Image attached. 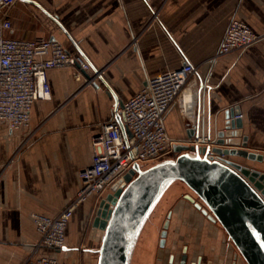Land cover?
<instances>
[{
	"label": "crops",
	"instance_id": "obj_1",
	"mask_svg": "<svg viewBox=\"0 0 264 264\" xmlns=\"http://www.w3.org/2000/svg\"><path fill=\"white\" fill-rule=\"evenodd\" d=\"M34 1L38 5L17 0L12 35L58 39L69 52L83 55L93 73L101 74H88L89 79L83 72L82 79H75L71 67L51 69L52 98L33 104L29 126L11 129L0 121V264H23L42 256L77 264L80 251L75 245L95 197L74 212L61 251L36 247L40 235L32 214L57 216L75 198L79 173L92 162V139L114 117L116 100L108 86L123 104L143 88L148 76L189 62L197 68L201 90L196 135L189 137L187 120L173 105L165 117L169 136L183 145H191L197 136L216 140L225 111L239 106L249 150L264 153V37L244 51L218 56L233 19L264 36V0ZM192 208L190 216H181L189 207L179 206L177 215L173 213L167 247L183 242L188 264L200 258L201 264H247L222 226L203 213L196 219L198 209ZM93 229L92 240L102 231ZM102 233L98 247L85 250L84 264L98 263Z\"/></svg>",
	"mask_w": 264,
	"mask_h": 264
},
{
	"label": "built area",
	"instance_id": "obj_2",
	"mask_svg": "<svg viewBox=\"0 0 264 264\" xmlns=\"http://www.w3.org/2000/svg\"><path fill=\"white\" fill-rule=\"evenodd\" d=\"M16 2L0 0V121L6 122L11 129L28 127L33 104L52 98L48 79L51 69L73 67L79 74L91 71L90 63L83 55L69 52L58 39L41 35L35 38L13 36L11 13ZM263 37L249 24L233 19L218 56L244 51ZM188 90L189 101L186 100ZM200 92L197 68L189 62L175 70L148 76L143 88L115 110L114 117L104 122L101 131L93 137L92 162L80 171L81 185L72 202L57 216L32 214L40 235L36 247L63 250L66 229L76 209L90 197H95L100 205L107 195L124 189L128 184L126 175L135 164L147 168L161 160L175 159L178 156L176 142L167 132L165 117L170 108L177 105L187 120V127L192 129ZM117 114L131 133L127 140L116 120ZM242 117L241 113L235 116ZM191 141V145L202 148L213 147L215 140L204 135ZM200 154L213 159L223 158L212 151ZM23 264L61 263L54 257L42 256L30 257Z\"/></svg>",
	"mask_w": 264,
	"mask_h": 264
},
{
	"label": "water",
	"instance_id": "obj_3",
	"mask_svg": "<svg viewBox=\"0 0 264 264\" xmlns=\"http://www.w3.org/2000/svg\"><path fill=\"white\" fill-rule=\"evenodd\" d=\"M38 5L34 0H22ZM55 39V38H53ZM97 72V70H96ZM87 76L91 78L88 73ZM116 100V110L123 104ZM239 106L225 111L224 127L208 145L176 144L175 159L160 161L148 168L139 164L126 175L128 184L100 202L93 227L104 232L97 264H131L140 234L166 190L176 181L183 182L194 194L185 195L207 218L218 222L247 264H264V171L234 161L233 157L264 164V153L249 150L243 135ZM124 138L131 136L120 114L116 115ZM196 135V127L188 131ZM212 151L222 159L202 156ZM172 211L161 231L159 246L167 243ZM188 248L177 261L170 255L169 264H188ZM192 264H201V258Z\"/></svg>",
	"mask_w": 264,
	"mask_h": 264
},
{
	"label": "rangeland",
	"instance_id": "obj_4",
	"mask_svg": "<svg viewBox=\"0 0 264 264\" xmlns=\"http://www.w3.org/2000/svg\"><path fill=\"white\" fill-rule=\"evenodd\" d=\"M73 76L75 79H82L83 73L79 74V70L77 68H73ZM89 75L94 74L96 76V73H93V71L87 72ZM90 79V78H89ZM87 80L86 82L89 83L91 80ZM250 149V148H249ZM236 162H240L244 165H248L250 167L259 169L261 171H264V164H260L257 162H250L243 158L239 157H233L232 158ZM167 160V159H165ZM163 161V160H161ZM160 162V161H158ZM156 162V163H158ZM154 165V164H153ZM152 166V165H151ZM150 167V166H149ZM148 168V167H147ZM191 194L195 197V194L183 183L176 181L174 182L171 187L168 188L167 192L165 193L164 197L160 200V203L157 204L156 209L152 212L148 222L146 223L143 232L140 236V241L138 243V246L136 248V255L134 257V260L136 258L135 264H169V258L171 254H174L177 259H179L180 254L183 252V246L184 243L179 241L178 244H176V247L173 249H170L167 247V245L164 248H161L159 246L160 238H161V231L163 229V225L167 219L168 213L172 211V215L174 213V216L177 215L176 211L178 210L179 206L184 207L185 209L189 207L187 213L186 211L182 212L181 216L185 214H189V216L192 214L190 212H195L192 208V205H194L192 202L187 200L185 198V195ZM99 203L94 204V208L92 211V214L86 222L83 230H81L80 237L78 242L76 243L75 247L78 251V261L77 264H84L85 260V250L87 249H93L97 248L100 244L102 231L96 232L98 237L94 236L95 241L92 239V235L95 234L92 231L93 229V221L96 216V212L98 210ZM195 207V205H194ZM198 209L197 207H195ZM190 211V212H189ZM200 213L201 210L198 209V212L195 213V218L200 219ZM188 216V215H187ZM194 217V215H192ZM202 216V215H201ZM207 217V216H206ZM173 218H171V221ZM170 230V229H169ZM94 243V244H92ZM92 244V245H91ZM73 250V249H72ZM71 255H74V252L71 253ZM71 257V256H70ZM96 258V254H94V260Z\"/></svg>",
	"mask_w": 264,
	"mask_h": 264
},
{
	"label": "bare ground",
	"instance_id": "obj_5",
	"mask_svg": "<svg viewBox=\"0 0 264 264\" xmlns=\"http://www.w3.org/2000/svg\"><path fill=\"white\" fill-rule=\"evenodd\" d=\"M90 68H91V65H90ZM96 74H97L96 76H99V75H100V74L97 73V72H96ZM186 92H187V93H186V100L189 101V99H190L189 90L186 91ZM190 92H191V91H190ZM173 184H174V183H173ZM173 184H172V185H173ZM170 187H171V186H170ZM167 190H168V189H167ZM167 190H166V192H167ZM166 192H165V193H166ZM165 193H164V195H165ZM164 195H163V197H164ZM163 197H162V198H163ZM162 198H161V199H162ZM159 203H160V201H159ZM155 209H156V208H155ZM148 220H149V219H148ZM147 222H148V221H147ZM147 222H146V223H147ZM145 225H146V224H145ZM144 227H145V226H144ZM143 229H144V228H143ZM142 232H143V230H142ZM142 232H141V234H142ZM141 234H140V236H141ZM139 239H140V237H139ZM139 239H138V241H139ZM137 244H138V242H137ZM176 264H177V262H176Z\"/></svg>",
	"mask_w": 264,
	"mask_h": 264
},
{
	"label": "flooded vegetation",
	"instance_id": "obj_6",
	"mask_svg": "<svg viewBox=\"0 0 264 264\" xmlns=\"http://www.w3.org/2000/svg\"><path fill=\"white\" fill-rule=\"evenodd\" d=\"M183 253V252H182ZM181 256H182V254H181ZM181 256L179 257V259L181 258Z\"/></svg>",
	"mask_w": 264,
	"mask_h": 264
}]
</instances>
